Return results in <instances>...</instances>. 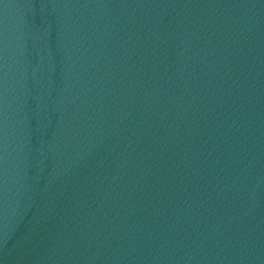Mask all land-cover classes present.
Returning a JSON list of instances; mask_svg holds the SVG:
<instances>
[{
  "label": "water",
  "instance_id": "1",
  "mask_svg": "<svg viewBox=\"0 0 264 264\" xmlns=\"http://www.w3.org/2000/svg\"><path fill=\"white\" fill-rule=\"evenodd\" d=\"M0 264H264V0H0Z\"/></svg>",
  "mask_w": 264,
  "mask_h": 264
}]
</instances>
